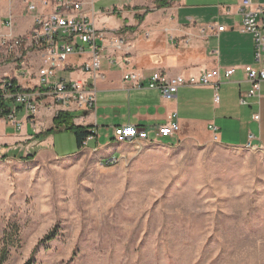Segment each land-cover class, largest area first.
<instances>
[{
	"label": "rangeland",
	"instance_id": "1",
	"mask_svg": "<svg viewBox=\"0 0 264 264\" xmlns=\"http://www.w3.org/2000/svg\"><path fill=\"white\" fill-rule=\"evenodd\" d=\"M99 123L101 148L38 120L0 156L8 264H264V148L200 129L116 144Z\"/></svg>",
	"mask_w": 264,
	"mask_h": 264
},
{
	"label": "crops",
	"instance_id": "2",
	"mask_svg": "<svg viewBox=\"0 0 264 264\" xmlns=\"http://www.w3.org/2000/svg\"><path fill=\"white\" fill-rule=\"evenodd\" d=\"M156 1L100 0L95 4L96 27L105 30L109 39L122 34L119 38L124 39V47L118 49L114 43L106 42L108 47L102 68L105 77L97 83V109L75 114V123L92 125L95 130L96 137L85 147H103L99 143L100 120L112 131L110 139H113L117 126L155 128L171 122L173 114L177 113L178 137L182 130L194 135L195 129H200L207 138L216 136L223 145L243 147L253 133V143L264 148V81L258 95L249 97L251 82L245 71L246 65L262 67L264 53L257 60L253 35L241 30V0H168L163 7H157ZM252 4L264 8V0H252ZM8 14L15 18L16 33H27L32 19L20 0H14L13 4L9 0H0V19ZM219 26L225 29L219 31ZM90 55L89 48L83 55L72 54L67 69L59 71L58 76L68 80L89 79V74L82 72L80 67ZM33 56L36 63L41 64L39 55L34 53ZM232 67L236 72L226 79L224 71ZM214 68L221 72L217 103V88L213 86L186 85L174 98L167 99L159 90L138 89L124 80L125 73L131 71L149 74L161 70L170 76L189 78ZM99 98L103 101L101 107ZM242 98L247 103H242ZM56 114L43 109L37 118L46 125L45 129H49ZM255 114L260 118L255 119ZM0 124V141L12 149H15L12 145L16 141L25 138L20 134L33 137L37 133L29 122L20 132L3 121ZM211 125L217 128L216 131L210 129ZM9 128L14 132L7 133ZM114 140L116 144L131 142L120 137H114ZM151 141L155 142L154 139Z\"/></svg>",
	"mask_w": 264,
	"mask_h": 264
},
{
	"label": "built area",
	"instance_id": "3",
	"mask_svg": "<svg viewBox=\"0 0 264 264\" xmlns=\"http://www.w3.org/2000/svg\"><path fill=\"white\" fill-rule=\"evenodd\" d=\"M99 1L20 0L32 19V25L25 34L16 33L13 14L0 19V121L14 127L16 132L25 128L28 122L37 130V115L43 109L56 113L68 111L74 115L97 109V83L105 77L102 68L108 47L106 42L111 45L114 43L118 49L124 47L123 38L109 39L105 30L96 27L93 13L95 4ZM9 3L13 4L14 0H9ZM240 6L241 30L253 35L255 58L260 60L264 53V8L253 7L252 0H241ZM224 29V26L218 27L219 31ZM87 48L91 55L81 65L80 70L89 74V79L68 80L58 76L59 71L67 69L72 54L83 55ZM34 53L41 58V64L36 63ZM245 71L251 82L248 96H256L264 81V64L260 68L246 65ZM235 72L234 67L228 68L224 71V76L230 79ZM220 76L219 68L189 78L170 76L161 70L149 74L131 71L125 73L124 80L138 89L159 90L167 99L174 98L179 89L186 85L213 86L217 88V103L220 99ZM242 103H247V100L242 98ZM172 118L171 122L155 128L117 126L114 128L113 137L135 142L175 138L180 131L179 121L176 120L178 114L174 113ZM254 118L259 119L260 115L255 114ZM210 129L216 131L217 128L211 125ZM92 132L83 141V147L88 146L96 137L95 130ZM214 138L217 140L216 136ZM254 138L255 135L250 133L248 144L252 149L258 148L253 143ZM10 150L11 147L0 141V156L8 158ZM117 161L118 158H114L108 162Z\"/></svg>",
	"mask_w": 264,
	"mask_h": 264
},
{
	"label": "trees",
	"instance_id": "4",
	"mask_svg": "<svg viewBox=\"0 0 264 264\" xmlns=\"http://www.w3.org/2000/svg\"><path fill=\"white\" fill-rule=\"evenodd\" d=\"M167 4H168V0H157L156 1L157 7H163ZM137 17L140 18L138 14H137ZM74 118H75V115L71 112L59 111L53 118V126L37 135H41L43 133L50 135L53 132H55L56 129L57 131H60V130L72 131L75 135L77 149L80 150L83 148V141L85 140V138L89 134L93 133L92 132L93 126L92 125H79L75 123ZM29 157L32 158V156L30 155L26 158H29ZM9 237L10 236L7 234V232L0 235V264H8V261L10 259L12 242L11 240H9ZM23 264H36V261H34V259L31 257Z\"/></svg>",
	"mask_w": 264,
	"mask_h": 264
},
{
	"label": "bare ground",
	"instance_id": "5",
	"mask_svg": "<svg viewBox=\"0 0 264 264\" xmlns=\"http://www.w3.org/2000/svg\"><path fill=\"white\" fill-rule=\"evenodd\" d=\"M124 141H132V142H135L134 140H125V139H122ZM151 141V140H150ZM152 142V141H151ZM245 148H249V149H252L251 145H249L248 143L246 145H244ZM114 158H117L116 156H113L111 158L108 159V161L110 160H113Z\"/></svg>",
	"mask_w": 264,
	"mask_h": 264
}]
</instances>
